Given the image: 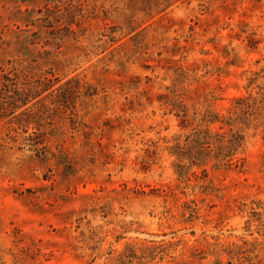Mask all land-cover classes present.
<instances>
[{
    "label": "rangeland",
    "instance_id": "obj_1",
    "mask_svg": "<svg viewBox=\"0 0 264 264\" xmlns=\"http://www.w3.org/2000/svg\"><path fill=\"white\" fill-rule=\"evenodd\" d=\"M0 264H264V0H0Z\"/></svg>",
    "mask_w": 264,
    "mask_h": 264
},
{
    "label": "trees",
    "instance_id": "obj_2",
    "mask_svg": "<svg viewBox=\"0 0 264 264\" xmlns=\"http://www.w3.org/2000/svg\"><path fill=\"white\" fill-rule=\"evenodd\" d=\"M2 78V83L5 84L6 82L9 81V78L7 77L4 78V76L1 77ZM35 86L32 87V90H30L31 92L34 91L33 89H36L37 87L41 86V85H49L47 83H36L34 84ZM29 91V92H30ZM35 97H33V94H28L27 92H24L23 95H20V94H17V96H12V99L14 101V103L11 105V107L13 108H20V107H23V105L25 104H28L30 103V101H32ZM16 109H13V110H16Z\"/></svg>",
    "mask_w": 264,
    "mask_h": 264
}]
</instances>
